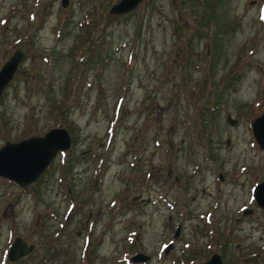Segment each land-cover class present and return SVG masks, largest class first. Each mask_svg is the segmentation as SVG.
<instances>
[{"label": "rangeland", "instance_id": "1", "mask_svg": "<svg viewBox=\"0 0 264 264\" xmlns=\"http://www.w3.org/2000/svg\"><path fill=\"white\" fill-rule=\"evenodd\" d=\"M116 1L0 0V65L25 45L0 145L70 135L33 182L0 175V264H264V0Z\"/></svg>", "mask_w": 264, "mask_h": 264}, {"label": "water", "instance_id": "2", "mask_svg": "<svg viewBox=\"0 0 264 264\" xmlns=\"http://www.w3.org/2000/svg\"><path fill=\"white\" fill-rule=\"evenodd\" d=\"M142 0H117L108 9L109 13H124L134 8ZM67 0H60L61 6H65ZM25 51L24 43L14 47L12 52L0 65V94L4 86L11 79L18 62ZM225 119L230 124L235 122L229 113ZM251 132L259 148L264 149V109L252 118ZM70 144V135L65 126L60 124L47 128L42 134L29 135L16 141L5 140L0 145V175L14 181L18 186L33 182L47 167L55 153L66 150ZM218 177L221 178L220 173ZM252 197L264 210V178L255 183L252 188ZM243 212H250L245 208ZM170 243L164 247L166 252ZM33 248V243H27L19 235L13 237L8 246L6 257L15 260L26 255ZM149 255L143 252H135L129 259L132 261H145ZM196 264H223L220 255L212 252L207 259Z\"/></svg>", "mask_w": 264, "mask_h": 264}, {"label": "trees", "instance_id": "3", "mask_svg": "<svg viewBox=\"0 0 264 264\" xmlns=\"http://www.w3.org/2000/svg\"><path fill=\"white\" fill-rule=\"evenodd\" d=\"M207 8H208V7H207ZM212 10H213V8H212L211 6H210L209 9L207 10L208 15L211 16V17L215 15L214 12H213ZM85 61H86V60H84L83 62H85ZM86 62H87V61H86Z\"/></svg>", "mask_w": 264, "mask_h": 264}]
</instances>
